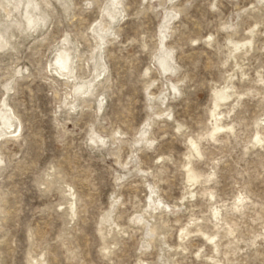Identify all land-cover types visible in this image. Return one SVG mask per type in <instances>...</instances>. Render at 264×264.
<instances>
[{
	"label": "rangeland",
	"instance_id": "rangeland-1",
	"mask_svg": "<svg viewBox=\"0 0 264 264\" xmlns=\"http://www.w3.org/2000/svg\"><path fill=\"white\" fill-rule=\"evenodd\" d=\"M113 3L0 12V264H264V1Z\"/></svg>",
	"mask_w": 264,
	"mask_h": 264
},
{
	"label": "bare ground",
	"instance_id": "bare-ground-1",
	"mask_svg": "<svg viewBox=\"0 0 264 264\" xmlns=\"http://www.w3.org/2000/svg\"><path fill=\"white\" fill-rule=\"evenodd\" d=\"M63 1V0H62ZM260 1V0H259ZM261 1H264V0H261ZM42 2V3H41ZM69 2V1H68ZM113 7H114V11L115 13H108V17L111 19L112 23L115 22V20L117 19L116 17L121 14L120 12V8L123 9V4H122V0H113ZM261 3V2H260ZM42 4H44L45 6H51V0H0V12H4L5 13V16L4 18L6 19H9V18H15V12H19L20 11V8L25 5L24 8H26L25 10H23L22 8V11H25L24 14L26 15V20L28 21V24H29V27L33 26L32 29L34 30V32L36 31V28L38 27V24L39 23H42V22H48L47 19H48V14L43 11V7H42ZM64 4H67L66 2H64ZM172 9V8H171ZM39 12V13H38ZM124 9H123V14H124ZM3 13V14H4ZM19 14V13H18ZM122 15V14H121ZM127 15V14H126ZM3 17V16H2ZM13 18V19H14ZM2 20L0 23L3 24V23H6L7 20ZM1 20V19H0ZM18 20V19H17ZM9 21V20H8ZM21 22V21H19ZM103 22V21H102ZM109 22V21H108ZM9 23V22H8ZM13 23V21H12ZM0 24V25H1ZM7 24V23H6ZM19 24V23H18ZM22 25V23H21ZM31 25V26H30ZM20 26V24H19ZM112 24L109 22V23H100V26L99 27V31H97L96 29H94V32H96V35L98 36V39L99 41L102 43V48L103 46H105L107 44L106 40H104L102 38V36L99 34L100 31L101 32H107V31H111L112 30ZM9 27V26H8ZM12 28V27H11ZM19 28V27H18ZM7 29V28H6ZM22 29V28H21ZM21 29H18V30H21ZM28 29V28H27ZM31 29V28H30ZM31 29V30H32ZM169 26L167 27V30H169ZM9 30V29H7ZM6 30V33L8 32ZM32 30V31H33ZM38 30V29H37ZM116 32V31H115ZM8 34V33H7ZM6 35V34H5ZM3 33L1 34V41H2V45L4 46V49L6 48V43H8L10 40V36L7 35V37L5 36ZM9 36V37H8ZM116 38V37H115ZM252 41L248 42V44H252L251 43ZM10 43H8L7 45L9 46ZM100 45V44H99ZM98 45V46H99ZM234 45V44H233ZM234 47V46H233ZM235 47L238 49V44L235 45ZM12 48V47H11ZM236 50V49H234ZM240 50V48L238 49ZM70 51V49H69ZM237 51V50H236ZM68 52V51H67ZM72 54V53H71ZM67 56V55H66ZM61 57V56H60ZM64 58V57H63ZM63 58H60V61H59V68H55V72L57 73V75H59L60 77L64 78V80H66L68 83L73 81V80H76V75H74L75 73V69L73 68L72 70H70V66H71V63L69 62V60H64ZM63 59V60H62ZM56 60V59H55ZM160 65H161V69L163 70H166L168 69V64H167V61L166 59H161L160 60ZM106 72V70L104 71ZM102 72V73H104ZM101 76L102 74H99L97 76V80H100L101 79ZM104 78V77H103ZM106 79V78H105ZM101 81H99V83L101 84ZM95 83H96V80H93L91 82H89L88 86H89V90L87 92V95H90L91 91L90 89L93 88L95 86ZM226 88V87H225ZM175 90L177 91V89L175 88ZM84 93V92H83ZM216 95H219V97H216V103H215V108H218L221 104V102H225L227 99H229L231 96L229 95V93L227 92V88L226 89H222L221 91L217 92ZM220 108V107H219ZM215 110V109H214ZM218 115V114H217ZM212 116L213 118H216V111H213L212 113ZM9 118V117H8ZM9 120V119H8ZM217 120V118H216ZM223 128L221 126H217L216 125V128L214 129V132H219L221 131ZM215 133V134H216ZM213 135V134H212ZM104 140V139H103ZM101 139V141H103ZM99 141V140H98ZM264 140L259 136L257 135V142L258 143H262ZM93 142H96V139H93ZM103 143V142H102ZM191 145L196 148L197 145H196V142H191ZM199 153V152H198ZM189 173L191 174L190 178L191 180L193 178L196 177V175L193 173L192 174V170L190 169L189 170ZM158 201V200H157ZM151 203L154 204V205H158V208H163V209H167L169 210L170 207L166 206L165 203H163L162 201H159L158 204H156L157 202L154 200V199H151ZM138 221L142 222L144 221V218L140 217L138 219ZM38 264H45L44 261H39Z\"/></svg>",
	"mask_w": 264,
	"mask_h": 264
}]
</instances>
